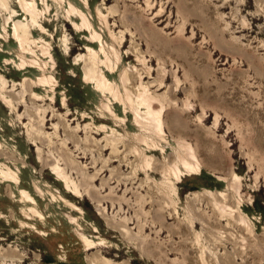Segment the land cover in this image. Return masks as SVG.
Wrapping results in <instances>:
<instances>
[{"label":"rangeland","instance_id":"rangeland-1","mask_svg":"<svg viewBox=\"0 0 264 264\" xmlns=\"http://www.w3.org/2000/svg\"><path fill=\"white\" fill-rule=\"evenodd\" d=\"M89 6L104 13L134 71L129 89L143 81L164 101L168 159L188 142L201 171L176 182L175 205L163 154L152 152V169L134 155L132 114L122 123L106 119L113 130L98 126L100 113L83 78L85 32L66 28L53 4L45 25L52 32L58 103L29 96L30 71L0 65V147L18 157L28 186L32 175L48 180L82 210L63 211L111 247L86 251L56 205H48L56 230L21 227L13 215L19 207L3 185L0 264H264V0H89ZM6 91L16 100L4 106ZM62 93L69 105L61 103ZM53 164L80 195L49 178ZM40 205L46 213L45 201Z\"/></svg>","mask_w":264,"mask_h":264},{"label":"bare ground","instance_id":"bare-ground-1","mask_svg":"<svg viewBox=\"0 0 264 264\" xmlns=\"http://www.w3.org/2000/svg\"><path fill=\"white\" fill-rule=\"evenodd\" d=\"M0 3L5 6V14L2 13L0 20V65L11 64V72L30 71L32 75L27 78L26 89L31 92L34 90L29 96L35 100L49 101L55 105L58 103V97L54 94L57 81L50 69L53 64L52 32H49L45 25L51 16L52 5L55 4L57 7L55 15L61 12L59 17L66 28L72 26L75 35L85 32L83 49L86 48L88 57L82 67L83 78L92 89V101L100 113L98 118L101 123L98 126L105 131L113 130L112 126L105 123L106 119L112 118L122 123L127 119V113L132 114V123L136 128L133 137L138 142L133 150L134 155L141 158L144 167L152 169L150 166L152 152L163 154L168 171L165 172L168 178L167 192L176 205V182L182 180L184 176L198 174L201 171V163L188 142L180 145L183 151L175 150L174 161L168 159L164 142L171 141L168 140L164 128L165 103L158 95L151 93L143 81L137 91L129 89L128 81L133 78L134 71L121 57V52L116 47L115 34L110 29L104 13L97 6L93 11L89 6V0H0ZM3 43L7 44V48ZM81 59L82 55L78 54L73 60L79 62ZM0 77L4 82L2 76ZM12 98L16 100V96L10 91L1 95L4 106L11 103ZM61 103L69 105V100L65 99L63 93ZM61 103L59 106L63 108ZM172 143L176 142L172 140ZM9 153L8 148L0 147V198H3L1 187L4 185L11 202L19 207V213L16 210L13 215L21 227L38 234H48L47 229L42 226L51 225L49 219L54 210L48 209V205H56L58 208L54 207L55 210L70 224L71 234L77 235L85 244L86 251L98 246L107 249L111 247L110 240L106 237H90L79 216H72L63 211V206H69L79 212L82 210L76 202L66 199V195L58 191L48 180L42 178L37 180L36 176L32 175L33 182L28 186L20 174L21 169L17 163L20 160L13 153ZM51 168L49 178H52L55 184L63 187L68 194L80 195L79 186L59 164H53ZM40 200L46 203L44 206L47 209L46 213L40 207ZM63 223L60 220L59 224ZM51 226L52 230H56V226ZM14 231L19 229L14 228ZM17 249L19 248H15ZM22 255L21 252L20 258H16L21 261Z\"/></svg>","mask_w":264,"mask_h":264}]
</instances>
